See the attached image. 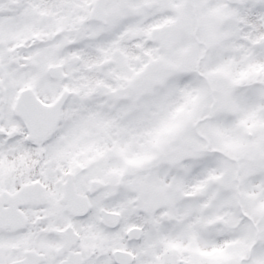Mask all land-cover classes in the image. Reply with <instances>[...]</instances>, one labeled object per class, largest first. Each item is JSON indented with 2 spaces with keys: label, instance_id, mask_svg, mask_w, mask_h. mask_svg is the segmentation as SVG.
<instances>
[{
  "label": "snow or ice",
  "instance_id": "snow-or-ice-1",
  "mask_svg": "<svg viewBox=\"0 0 264 264\" xmlns=\"http://www.w3.org/2000/svg\"><path fill=\"white\" fill-rule=\"evenodd\" d=\"M0 264H264V0H0Z\"/></svg>",
  "mask_w": 264,
  "mask_h": 264
}]
</instances>
